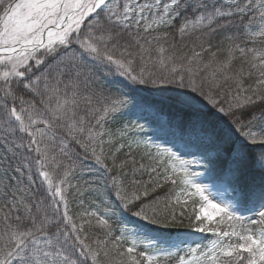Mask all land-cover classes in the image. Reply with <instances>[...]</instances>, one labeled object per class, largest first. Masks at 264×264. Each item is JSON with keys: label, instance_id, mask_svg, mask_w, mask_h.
Masks as SVG:
<instances>
[{"label": "snow or ice", "instance_id": "obj_1", "mask_svg": "<svg viewBox=\"0 0 264 264\" xmlns=\"http://www.w3.org/2000/svg\"><path fill=\"white\" fill-rule=\"evenodd\" d=\"M0 264H264V0H0Z\"/></svg>", "mask_w": 264, "mask_h": 264}, {"label": "trees", "instance_id": "obj_2", "mask_svg": "<svg viewBox=\"0 0 264 264\" xmlns=\"http://www.w3.org/2000/svg\"><path fill=\"white\" fill-rule=\"evenodd\" d=\"M213 50H215V49H213ZM143 178H144L145 180L148 179V177H147L146 175H145ZM86 203H87V201H86ZM72 210H73V212H75V211H77L78 209L76 208L75 205H73V206H72Z\"/></svg>", "mask_w": 264, "mask_h": 264}, {"label": "rangeland", "instance_id": "obj_3", "mask_svg": "<svg viewBox=\"0 0 264 264\" xmlns=\"http://www.w3.org/2000/svg\"><path fill=\"white\" fill-rule=\"evenodd\" d=\"M209 239H211V237H209ZM205 243L207 242V241H204Z\"/></svg>", "mask_w": 264, "mask_h": 264}]
</instances>
